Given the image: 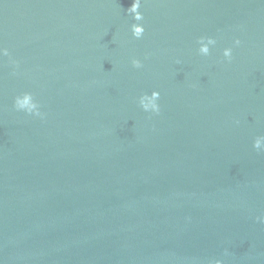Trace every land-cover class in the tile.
Instances as JSON below:
<instances>
[{
    "label": "water",
    "instance_id": "1",
    "mask_svg": "<svg viewBox=\"0 0 264 264\" xmlns=\"http://www.w3.org/2000/svg\"><path fill=\"white\" fill-rule=\"evenodd\" d=\"M133 2L0 0V264H264V0Z\"/></svg>",
    "mask_w": 264,
    "mask_h": 264
},
{
    "label": "clouds",
    "instance_id": "2",
    "mask_svg": "<svg viewBox=\"0 0 264 264\" xmlns=\"http://www.w3.org/2000/svg\"><path fill=\"white\" fill-rule=\"evenodd\" d=\"M141 4H142V0H134L132 6L128 9V14L133 15L135 21L137 22L133 24L131 27L132 34L136 39H141L145 33V28L143 24L140 23L144 19L143 14L140 11ZM198 42L200 45H202V47L199 49V54L202 56H209L210 50L208 45L216 44V40L210 38L207 39V41H205V38H201ZM240 44L241 41L239 39H236L235 46L239 47ZM0 54H2L3 56H9V52L7 49H0ZM223 57L230 63L233 58V49L231 47L224 49ZM177 63H179V61H177ZM132 64L137 69L143 67L142 63L139 60L134 59L132 61ZM159 99H160V93L154 92L152 97L144 96L143 99L141 100V105L146 112L159 115L161 110L160 105L158 103ZM32 101H33V97L31 94H24L23 98L17 96L15 99L14 107L17 111L26 112L28 115L35 114L39 116L40 113L36 111L38 105L33 103ZM253 147L255 148V150H257V152L264 153V136L256 137ZM256 221L258 223H264V217H257ZM225 255H228L227 251H225ZM210 264H224V262L220 259H216L210 261Z\"/></svg>",
    "mask_w": 264,
    "mask_h": 264
}]
</instances>
